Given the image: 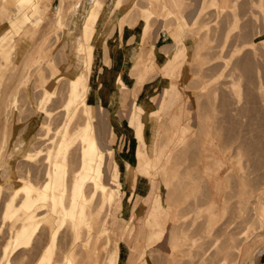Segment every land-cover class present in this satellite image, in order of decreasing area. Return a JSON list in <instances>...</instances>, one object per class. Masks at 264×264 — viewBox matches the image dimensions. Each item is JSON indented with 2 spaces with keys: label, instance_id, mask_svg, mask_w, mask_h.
<instances>
[{
  "label": "rangeland",
  "instance_id": "1",
  "mask_svg": "<svg viewBox=\"0 0 264 264\" xmlns=\"http://www.w3.org/2000/svg\"><path fill=\"white\" fill-rule=\"evenodd\" d=\"M66 1H72L73 4L70 5L66 3ZM102 1L103 0H61L58 11L56 10L57 4L49 6L48 9L42 13V17L40 16L41 18L35 23L31 21L26 26L19 28L13 27L12 29L8 28L7 22L0 25V34L6 32L4 35L5 38L0 43V70L2 69L0 71V74L2 75L0 80V145H4L3 147H6V154L2 157V163L5 165H8L11 161V157H9L10 155L8 152L12 153L14 149L20 145V139L28 133L32 136V143L29 146V149L31 147L32 148L30 150L34 149L33 143H35L36 140V148L42 144V136L46 137V139L50 136L53 137V139L60 138V133L57 132L56 128L58 129V127L63 124L61 121H63L64 113L66 112L65 105L67 103L65 102L68 94L67 82L70 80V74H68L70 69V64H68V55H74L78 43L76 40L79 39L76 32L73 34L67 33L72 28L75 31L81 29L83 42L85 44L86 42L91 43V41H88L84 37V26L80 25V23H83V20L75 22L72 19L76 13L84 16L87 12L83 19L86 18L89 11L96 9L98 4L104 7ZM134 1L135 0H128L129 4L124 5L122 8V11L125 12L124 15H121L120 20H117L121 22L126 18L127 35L125 37L123 35L121 36L122 45L124 44L127 46L130 44L138 50L137 61L131 68V73L139 76L142 72L140 60L144 59L148 49L149 51L146 60H155L157 56V49H160L167 58V63L164 66H175L177 63L179 66H182V64L184 65V63L187 62V75L185 74V69L183 68L178 69L179 76L176 74L172 75L173 78L176 76V78L173 79V81L176 80V85L169 84V80L164 78L168 77L169 73V69L164 66H159L160 69H155L152 71V74L150 73L147 77L153 78L160 71L164 78L161 83L164 85H170L168 94L174 92L179 93L181 91H187L189 93L193 105V126L191 127L187 141L182 143L186 144L178 151L176 150V145L181 143L176 144L175 142L180 141L182 138H175L173 142H170L169 139L172 136L173 129L167 126L165 132L162 130L161 134L164 133V139L161 154L159 156L156 152L158 150L157 148H147L148 143L146 140L150 138V141H152L151 138H153L154 134H145L144 138H140L139 134L136 133L139 139V143L135 145V150L138 156L131 160L127 158L128 160L126 161L127 163L132 162L133 165L137 166V161L141 159L145 169L138 170V173L135 170V166H131L129 174L126 178V187L129 191L133 192V195L129 200L128 207L123 213H119L120 210L116 206L117 204L115 201L112 202L113 204L115 203V207L112 206V203H109V206L113 207L110 222L111 232L116 239V242H119L122 245L124 242L125 244L127 243L125 251L123 252L122 262L125 264H140V258L143 252H145L147 258L151 256V264H202L205 261L204 258L207 259L206 256L209 259V255H211L210 259L212 262L209 260L208 263V260H206L203 264H264V0H185L186 4L184 3L183 6L178 4L179 7H182V11L178 10V13H174L172 11L173 13H169L167 15L163 12L165 15L163 16L165 21L159 20V17L162 16V11L155 5L156 10L158 9L156 12L157 14L160 12V15L149 11L147 13V18L149 19L148 27L140 30L137 29V25L141 19L144 18L145 14L144 9H141V7L151 6L152 0H138L136 4ZM189 2H191V4ZM35 3L36 5H38V3L41 5V0H35ZM162 3L163 0H158V4ZM192 6L194 11L193 20L190 15V19H187V23L185 19L187 16V10H190ZM59 17H62V20L64 21L62 24H57V19ZM102 22L104 23V20ZM75 23L78 24L76 27L73 26ZM117 23L115 22L113 28L116 27V29L122 34V31L124 30L121 31V28L118 27ZM161 26L162 30L166 31L165 35H163L166 39L163 41L169 42L171 45L170 47H175L169 53L164 50L166 48H157L158 41L155 44V47L149 46L152 45L150 44L152 32H157ZM43 27L47 29L49 28V31H51L49 35V44L51 48L49 52V59L38 66L32 67L29 65L28 67V65L26 66V63H28L30 59V54H32V51L42 41L40 35L41 32L39 30ZM59 31H62L61 37L59 36ZM94 31L96 33H100L101 27L98 28V26H95ZM51 34L56 36H51ZM187 36H191L190 40H192L193 43V51L188 54V58L186 55ZM93 39H95L94 42H92L94 45L95 55L91 64L92 73L89 74V81L92 78L95 79L96 74L100 70L102 58L105 53V51L101 52V50L103 48L104 50L107 48L106 45H98L99 38L96 39V37H94ZM23 41L25 42V46L22 44ZM144 42L147 45L146 48H144ZM21 49H23V52L20 51ZM175 51L178 52L179 56L177 57V61L174 62L171 58V54ZM144 52L145 54L142 56L141 54ZM4 53L6 54L3 55ZM64 54H67V57H65ZM56 58L61 60L58 61ZM65 60L67 61L65 62ZM30 63L32 64L31 61ZM215 66L218 67L216 68L217 70L215 69ZM64 69L68 72L64 73L62 76L66 77L65 79L63 78V80L58 81L57 88H59V91L57 90V92L59 95L58 93L54 94L55 97H53L52 102L50 101L48 103L51 107H49L48 104L46 105L47 108L49 107L53 109V119L50 120L52 123L50 125L43 124V121H49L46 112L41 114L37 110V105L40 102L42 95L43 83L51 76L53 71H61ZM248 71H252L254 74ZM95 86L96 83L92 87ZM222 86H225V88ZM143 87L144 84L141 85L138 92V100L139 93L142 92ZM120 91H122V89ZM124 94L125 96H128L126 101L125 99H122L121 102L123 103L118 102L119 108H117V116L126 120L129 111L131 113L136 112L135 121H129L128 119L129 125L135 127L138 122L141 121V113L136 108L137 101H133V106L135 108L132 106L131 109H129L130 107L127 103L130 93L127 90ZM222 95L225 97H222ZM125 96L123 98H125ZM11 97H13V99ZM220 98L223 99L221 100ZM12 101L15 102L12 103ZM220 103H223L224 105L222 104V106ZM12 104H14V106ZM232 112L234 114H232ZM100 114L99 118L102 122L105 116L102 113ZM113 121L115 134H111L112 138L110 143L113 148L114 157L119 163L121 177L124 179L122 174L123 167L125 166L120 163L121 157L118 156L117 150L122 149V147L118 144L123 147L127 145L128 137L123 134L121 135V133L125 132L123 123H121L120 120L117 122L116 120ZM150 121L153 122V119H150ZM118 122L120 123V126L117 125ZM179 123H177V125H179ZM31 124H34L35 127L30 131ZM57 125L59 126L57 127ZM207 125H209V127H207ZM228 125L232 128L233 126L235 127L231 129ZM223 126H226V129H231L230 132L229 130H226L225 132L221 131ZM201 127L205 133L199 135ZM210 127L212 131L209 130ZM177 128L180 132V128L178 126ZM214 131L216 132V135ZM228 132L230 136L232 135V137L229 136ZM204 135L205 140L204 143H202ZM160 136L163 138L162 135ZM194 137L195 142H192ZM38 138L40 140H38ZM18 139V143L15 142ZM50 139L48 140L50 141ZM48 140H45L47 145L49 142ZM38 141H40L39 144ZM144 141L146 148H144ZM173 143H175V145L172 148H169L173 145ZM244 144L246 145L245 149ZM239 145L241 148H239ZM116 146L117 148H115ZM46 148L47 146L44 147V149ZM201 148L204 152L202 153V157L200 156ZM246 148L249 151H247ZM175 150L177 151L176 153H174ZM45 152H47V150H44V155L46 156ZM171 155L173 156L170 157ZM176 155H179L180 159L183 157L186 159L179 160L180 163L178 162L177 164V162H174L173 160ZM260 155L262 158H259ZM255 156H259L258 159L260 160L258 161ZM7 159L8 161H6ZM22 159L24 158L20 157L17 159L19 165ZM25 162L27 161H21V165H24ZM31 162L35 164L34 161H28L27 163ZM189 162L191 165H189ZM148 163H151L150 167L146 165ZM242 163H244V165ZM35 166H37V164H35ZM39 166L36 167L37 169L33 167V171L37 172ZM184 168L188 169L182 173V169ZM166 170L170 180L171 196L167 197V195L165 201L163 202V195L166 194V186L163 183L162 173ZM250 170H253V172ZM68 171H65L67 180L70 178L68 176H71V173ZM143 175L150 178L146 180ZM237 176L240 177L238 178ZM193 177L194 179H192ZM195 177L197 179H195ZM199 177H203V180L201 178L199 179ZM244 177L248 179V182H246ZM240 178H244L245 183H243V180ZM250 178L252 179L250 180ZM209 179L212 184H215V188L209 185ZM159 181L160 184L158 183ZM240 184L243 185L240 186ZM248 184L249 186H247ZM252 185H254V188ZM237 187L240 188L238 189ZM245 187L247 192L244 190ZM1 188L2 183L0 181V189ZM146 188L149 190L147 192V196L140 197L139 194L144 191L141 189ZM160 188L162 189V196L158 194L159 199L154 201L152 204L154 195ZM249 188L251 189L250 191ZM243 190L244 192L242 193ZM2 193H5V191L3 192L0 190V240L4 242L2 243L0 241V260L2 257V247L6 243L5 238L8 240L12 233L9 231L15 223L14 219L2 216L4 210L3 204L6 200V196H4L6 193ZM231 194H233V196ZM179 195L182 196L177 198ZM141 198L145 201V207L149 206V209L152 207V209L156 208L158 210V212L155 213V216H160L163 212H168V216H166V220L162 224L163 229L153 240L149 238L152 231V226L148 222L149 209L146 214L142 213L144 207L140 212H137L138 206L142 202L140 201ZM249 201L251 203H249ZM191 203H194V205L203 204L207 205V207L198 208L196 212L186 213L183 214V216H180L181 214H175L176 217L173 216V205L179 206L180 204L188 205ZM165 204H168L169 207H166ZM109 206L107 205L106 208ZM142 215L144 216L141 217ZM52 219L53 217H51V220L48 223L45 222V225L41 227V232H38L37 234L41 239L36 236L34 238L36 240H34V243L32 244L33 246L31 245V249H29L30 246H28L26 250L23 248L24 251L21 248L20 250H22V252L19 249L14 252V257L12 258L11 256V260L15 262L14 264H35V261L37 260L44 244H46V241L48 242L47 238L50 236V231L54 226ZM140 219L143 221L142 223L140 222ZM181 220L189 223L194 227V229H191L190 227L185 228L184 225L181 226ZM170 221L173 222L170 224H173V227L168 229L167 225ZM199 223H201V225ZM6 224L9 227L8 231L6 230L8 227L5 228ZM145 229L148 234L146 237H143ZM215 231L217 233L216 236L214 235L216 234ZM2 232H6L7 234H2ZM168 232L170 233V236L167 242V248L166 245L164 246L162 243L164 235ZM70 233L71 232H69V230L68 232L65 231L64 233H61V238L58 239L60 241L58 242V245H60L59 249H65V247L70 245ZM107 236L108 233L105 232L101 239H106ZM221 236H223V238ZM62 237L64 239L67 238L66 241L63 240ZM61 239L63 241H61ZM210 239L211 241L209 242ZM64 241L67 242V244L64 245ZM205 241H207V244H205ZM35 243L36 245H34ZM80 244L84 245L82 241L79 245ZM103 244L104 245L99 251L95 250L96 243L89 247L82 246V248H85L82 249L83 256L79 261V264H104L105 254L108 249V242ZM214 244L217 245L214 247ZM80 247L78 248L80 249ZM207 247H210L211 252L204 254L203 257L202 255L204 253V249ZM222 247L226 249H222ZM225 250L226 252H224ZM216 252L218 254L214 255ZM229 252H231L232 255L228 254ZM33 255H35L34 258ZM201 258L204 261L200 260Z\"/></svg>",
  "mask_w": 264,
  "mask_h": 264
},
{
  "label": "bare ground",
  "instance_id": "2",
  "mask_svg": "<svg viewBox=\"0 0 264 264\" xmlns=\"http://www.w3.org/2000/svg\"><path fill=\"white\" fill-rule=\"evenodd\" d=\"M151 4L152 5L149 7H141V9H144L145 14H144V18H142L141 21L137 25L138 30L145 28V27L146 28L148 27L149 19L147 18V13L149 11L157 14L156 11L158 9L156 10L155 5L158 6L160 8V10L162 11V14H161L162 16H160L159 19H162L165 21L163 16H165L169 13H173L166 6V3L164 0H163L162 4H158V0H152ZM119 5H120V0H116L115 1V7H119ZM13 8L15 10L14 15L9 17L7 20V23H8L7 26L9 29H12L13 27L19 28L22 26H26L31 21L33 23H35L36 21H38L42 17V13L45 12V8L43 6H41L39 3H38V5H36L35 0H16V4ZM103 8L104 7H102V5L98 4L96 9H93L90 12L88 20L86 21V23H84L85 28H89L90 24L95 19L97 20V22H96L97 24H95V26L96 27L98 26V28L102 27V23H103L102 21L104 19V15H105L104 12L102 13ZM184 9H186V8H184ZM163 12L165 15L163 14ZM157 15H160V12ZM185 19L187 21L186 17H185ZM63 22L64 21L62 20V17H59L57 19V24H62ZM98 22H99V24H98ZM117 22L116 23L118 24V27L121 28V31L124 30V31H122V34L126 35V32H127V30H126L127 29L126 18L124 21H121V22L117 21ZM187 23H188V21H187ZM164 25H165V23H164ZM162 26H163V23H162ZM9 29H7V30H9ZM192 31H193V28H192ZM74 32H76L79 39L76 40V42H78V43H77L74 55L73 54L68 55V64H70V66H69L70 69H69L68 74H70V77H69L70 80L67 82L68 83V94H67V98H66V102H65V103H67L65 105L66 112L64 113L63 121H61L62 118L60 119V121L63 124L62 125L60 124L61 125L60 127H58L59 125H57L58 129L56 128L57 132L60 133V136H59L60 138L59 139L58 138L53 139V137L50 136L48 139H50V138H52V139H50V141H49L48 139H46V137L42 136V140H41L42 144H40L39 147L36 148L35 147L36 146L35 144L37 141L36 140L35 143H33L34 145L32 144L34 149L30 150L32 148L31 147L29 149V146L32 143V136L28 133L27 135H25L24 137H22L20 139V141H21L20 145L18 147H16L12 153L8 152V154L10 155L9 157H11V161L8 165H5L4 163H2V160H3L2 157L6 154V147H3L4 145H0V162H1V164H0V181L2 183V188L0 190L3 192L5 191V193H6V194L2 193V194H5L4 196H6V198H5L6 200L4 201V204H3L4 210H3L2 216L15 220V223L13 225L10 224V225H12V229L9 232H12V233L9 236V238L6 235L7 234L6 232L9 230V227L7 226L9 221L7 222L6 226L4 225L5 228L8 227V229H6L7 230L6 232H2V234L6 233L5 235L8 238V240L4 237L6 240V243L2 247L3 250H2V257L0 260L1 261L0 264H14L15 262H13L11 260V256H12V258L14 257L15 251H17L18 249L20 250L21 248L24 251L23 248H25V250H26L28 246H30L29 249H31V245L34 243V240H36L34 238L36 236L38 237L37 234H38V232H41L40 231V229H42L41 227L43 225H45V222L48 223L51 220V217H53L52 220H53L54 226L50 231V236L47 238L48 242L46 241V244H44L37 260L35 261V264H79L80 263L79 261L81 260V258L83 256L82 249L85 248V247L82 248V246L89 247L92 244L96 243L95 250L99 251L100 248L104 245L103 243H105V242H108V249H107L106 254H105L106 256H105L104 264H125L124 262H122V259H123V252L125 251L126 247H125V245H122L119 242H116V239L114 238V236L111 232L110 222H111V217H112V212H113L112 206H114V204L116 203L117 204L116 206L120 210L119 213H123L124 210L129 205V200L131 199L133 192H131L127 189L126 183H124V179H122V177H121L119 163H118L117 159L114 157L113 148L109 147V145H108V143L110 144L112 137H111V135L110 136L107 135L105 130H103V128H102V126H105V124L103 125L101 123V119L99 118V116L101 114L99 113V111L103 110V113H105L104 111H106V110L104 109L103 105H99V107H96L94 102L92 101V97L95 96L97 93L101 92L103 94V97H102L103 102L105 104H107V103L110 104L111 100L113 98H115V96L117 95V92H118L117 84L119 83V84H121V88H122V91L120 94L121 100L125 99V101H126V98L128 95L125 96L124 92H126L128 90V92L130 93L129 89H131L132 94L137 95L140 88H141V85L143 84L142 83L143 78L139 77L140 74L136 78L130 77L129 72L127 71L128 68L131 67L133 65V63L135 62V57H136L135 48H133L131 46L124 47L122 45V42L120 43L122 45L121 48L117 47V46L112 47V45H114V44H111V42H110L109 46H108V43H106L107 48H105V53H104L103 58H102L101 68L98 71L97 77L95 80L96 86L92 87V85H90V81L88 78V72L86 71V67H87V64L92 61V57L94 55V52H93L94 49L92 46L86 45L83 42V36L81 35V29L75 31L72 28L68 31L67 34H70V33L73 34ZM163 32H164L163 34L165 35L166 31H163ZM5 33L0 34V43L5 38L4 37ZM152 34H153V32H152ZM163 34L161 37H158L157 47H159L163 43V40L166 39V38H164ZM106 41H109V40L106 39ZM106 41H104V42H106ZM146 46L147 45L144 42V48H146ZM108 47L111 48L110 52L108 51ZM164 50L168 53L170 52V49L166 48ZM20 51L23 52V49H21ZM63 51H64V49H63ZM57 53H56V55H57ZM5 54L6 53H4L3 55H5ZM144 54H145V52L142 53L141 55L143 56ZM66 55H65V57H67ZM178 56H179V54L176 51L171 54V58L173 59L174 62L177 61ZM56 59L58 60V58H56ZM146 59H147V57L144 58L143 61ZM162 59L165 61L166 56L163 55ZM60 60H58V61H60ZM112 60L114 61V64H115V66L113 68L110 67ZM159 60L161 61V59H159ZM246 60H248V59H246ZM66 61L67 60H65V62ZM247 62H246V64H247ZM27 65L29 67L28 63H26V66ZM237 65H239V64H237ZM216 68H218V67L215 66V69ZM65 69L61 70V71H53L51 76L48 77V79L43 83L41 99L37 105L38 106L37 110L39 111V113L42 114L43 112L44 113L46 112V115H48L49 121H45V122L43 121V124L50 125L52 123L50 120L53 119L52 118L53 117V112H52L53 109L49 108L51 106H49L48 103L50 101L52 102L53 97H55L54 94L58 93L57 92V90L59 89V88H57L58 81L59 80L61 81V80H63V78L64 79L66 78V77H62L64 75V73L68 72ZM213 69H214V67H213ZM237 69H238V67H237ZM208 70H211V69H208ZM243 70H244V68H243ZM253 70H255V69H253ZM248 72H250V71H248ZM71 76H72V78H71ZM1 77H2V75L0 74V80H1ZM74 77H76V78H74ZM65 88H66V86H65ZM223 88H225V86ZM119 90H121V89L119 88ZM220 91H221V89H220ZM209 93H211V92H209ZM222 94H224V93H222ZM58 95H59V93H58ZM124 96H125V98H123ZM16 97H18V96H16ZM222 97H225V96L222 95ZM11 98L13 99V97H11ZM211 99H212V97H211ZM262 99H263V97H262ZM106 100H108V101H106ZM232 101H233V99H232ZM13 102H15V101H12V103ZM225 102H227V101H225ZM121 103H123V102H121ZM47 104L49 106L48 108L46 107ZM213 104H214V102H213ZM12 105L14 106V104H12ZM225 105H226V103H225ZM132 106H133V103H132ZM210 107H212V106H210ZM230 109H231V107H230ZM64 110H65V108H64ZM232 114H234V113L232 112ZM111 120L113 123V128L111 127L112 128L111 134H115L114 121L113 120H116V122L119 120L115 113H113V115H111ZM19 121H20V119H19ZM55 121H56V119H55ZM180 121H181V114H178L172 120V124L176 128H173L172 136L169 139L170 142H173L175 138L180 139L181 136H183V134H184V133L182 134V132H179L178 128L176 126V124L179 123ZM209 123H211V122H209ZM74 124H75V126H74ZM117 125L119 126V122L117 123ZM215 125H216V123H215ZM228 126H230V125H228ZM34 127H35V125L31 124L30 131L33 130ZM207 127H209V125H207ZM224 127L226 128V126H223V128ZM234 127L235 126H233V128ZM233 128L231 127V129H233ZM53 129H54V126H53ZM231 129H226V130L227 131L229 130V132H230ZM209 130H211V127ZM229 132H228V134H229ZM19 133L21 134L20 131H19ZM199 133H200L199 135L205 133V132H203L202 127L199 130ZM214 133L216 135L215 131H214ZM220 133H218V134H220ZM50 135H51V133H50ZM229 136H230V134H229ZM230 137H232V135ZM18 138H19V134H18ZM227 139H228V137H227ZM38 140H40V139L38 138ZM45 140L49 141L48 142V145L50 143L49 147L46 144ZM55 140H56V143H55ZM204 140H205V135H204V138L202 139V143H204ZM18 141H19V139L15 142L18 143ZM39 142L40 141H38V144H39ZM192 142H195V137H194V140ZM251 142H252V140H251ZM17 143H15V144H17ZM245 144H244V149L246 146ZM43 146L44 147L47 146V148L44 149ZM254 147H255V145H254ZM239 148H241L240 145H239ZM260 149H261V147H260ZM44 150L45 151L47 150V152H45L46 156L44 155ZM247 151H249V150L247 149ZM241 152H242V150H241ZM200 153H201L200 156L202 157V153H204L202 148L200 150ZM261 155H263V154H261ZM261 155H260V157L259 156L258 157L262 158ZM242 156H243V154H242ZM20 157L24 158L21 161H24V160H26L27 162L28 161L29 162L34 161L35 164H37V166H39V164H40V166H41V167L39 166L40 169L38 167V171H37L36 170L37 166H35V164H33L32 162L31 163L25 162L27 164L24 163V165H21L22 163L20 161V165H19V162L17 161V159H19ZM258 157H256V159H258ZM246 159H248V158H246ZM251 159H254V158H251ZM173 160H174V162H177V164H178V162L180 160L179 155H176L173 158ZM259 160L260 159H258V161ZM6 161H8V159ZM242 164L244 165V163H242ZM189 165H191L190 162H189ZM32 166L34 168H36L35 170L37 172L33 171L34 169ZM131 166H134V165L130 162H128L125 165V168H128L127 169L128 174H129ZM148 166H151V163H149ZM135 170L138 172L137 169H135ZM65 171H68L69 173H71V176H68V177H70L68 180L66 178ZM251 172H253V170ZM190 174H191V172H190ZM201 175H202V173H201ZM255 175H256V172H255ZM191 177H192V175H191ZM144 178L147 180L150 177L144 176ZM200 178L202 179L203 177H199V179ZM244 178L243 179L240 178L243 180V183H245ZM162 179H163V183L166 186V194H168L167 197H170L171 196V193H170L171 188H170V180H169V175L167 173V170L163 171ZM192 179H194V177ZM195 179H197V178L195 177ZM245 179H246V182H248L247 181L248 179L247 178H245ZM251 179L252 178H250V180ZM5 180H7V181H5ZM204 181H205V179H204ZM253 181H255V180H253ZM206 182H207V180H206ZM234 183H236V182H234ZM249 184L247 186H249ZM242 185L240 184V186H242ZM168 186H169V188H168ZM245 186H246V184H245ZM252 186L254 188V185H252ZM123 189L125 190L126 196H123V194H124ZM245 189H246V187L244 188V190ZM244 190L242 191V193L244 192ZM250 190L251 189L249 188V191ZM245 191L247 192V190H245ZM238 192H240V191H238ZM158 194H160V196H162V189L161 188L158 191H156L152 204L154 203V201L159 199ZM233 194H231V195L233 196ZM227 197H230V196H227ZM114 201H115V203L113 204L112 202H114ZM109 203H112L113 205L109 206L110 205ZM157 203H158V201H157ZM249 203H251V202L249 201ZM263 204H261V205H263ZM107 205L109 206L108 208H106ZM246 205H248V204H246ZM144 206H145V201L143 200L140 203V205L138 206L137 212H140ZM157 212H158V210L156 208L152 209V207H150L149 215H148V222L152 226V231H151V234L149 236V238L151 240H153L156 236H158L160 234L161 230L163 229L162 224L166 220V216H168L167 215L168 212L167 213L163 212L162 215L155 216V213H157ZM261 214H263V213H261ZM263 216H264V214H263ZM131 220H132V218H131ZM199 224L201 225V223H199ZM68 230H69V232H71L70 233L71 235H69V236H71L70 237L71 242L69 240L70 245L68 244L69 245L68 247H65V249L63 248L61 250V248L59 249L60 245H58V242H60V241L58 239L61 238L60 237L61 233H64L65 231L68 232ZM105 232L108 233L107 238L101 239V237L105 234ZM215 233H216V231H215ZM2 234H1V236H2ZM67 234H69V233H67ZM39 235H40V233H39ZM212 235H213V232H212ZM214 235L216 236L217 233ZM65 236H66V234H65ZM63 237H64V235H63ZM221 237L223 238V236H221ZM38 238H40V237H38ZM66 239L67 238H65V239L63 238V240H65V241H66ZM63 240L61 239V241H63ZM224 240H226V239H224ZM81 241L83 242L84 245H82V244L79 245V243ZM210 241H211V239L209 240V242ZM1 242L4 243L3 241H1ZM206 242L207 241H205V244H207ZM65 244H67V242H65L64 245ZM34 245H36V243ZM208 245H210V244H208ZM215 245H217V244H214V247H215ZM219 245H220V243H219ZM34 247H37V246H34ZM62 247H63V245H62ZM78 247H80V249ZM40 248H41V245H40ZM222 249H226V248L222 247ZM227 249H228V247H227ZM22 250H20V251L22 252ZM129 251H130V249H129ZM209 252H211L210 247L209 248L207 247L206 249H204V253L202 256L204 257V254H208ZM217 252L214 255H217L218 254ZM224 252H226V250ZM0 254H1V252H0ZM32 254H34V253H32ZM35 254H37V253H35ZM228 254L232 255L231 252H229ZM34 256L35 255H33V258H34ZM29 257H31V256H29ZM210 257H211V255H209V259H208V257L206 256L207 259L204 258V260L205 261L208 260V263H209V260H211ZM224 257H225V255H224ZM200 260H203V259L201 258ZM231 260H230V262H231ZM151 262L146 257L145 252H143V254L140 258V264H151ZM211 262H212V260H211ZM215 262H216V260H215ZM218 264H220V263H218Z\"/></svg>",
  "mask_w": 264,
  "mask_h": 264
},
{
  "label": "crops",
  "instance_id": "3",
  "mask_svg": "<svg viewBox=\"0 0 264 264\" xmlns=\"http://www.w3.org/2000/svg\"><path fill=\"white\" fill-rule=\"evenodd\" d=\"M60 1L61 0H41V6H43L45 8V11H46L49 6H51V5L53 6V5L57 4L56 10L58 11L60 8ZM115 1L116 0H103L102 1V3L104 4V8L102 10V13L103 12L105 13V18L103 19L104 23L101 27L100 33H98V32L96 33L94 31V25L97 22L96 19L90 24L89 28H85L84 23H86V21L88 20V17H89L91 10L89 11L88 16L84 19H83V17L86 15L87 12L85 13L84 16H82L79 13H76L73 16L72 20L75 22L83 20L82 21L83 23L82 24L80 23V25L84 26V31H85L84 37L88 41H91V43L86 42V44L92 46L93 49H94V45L92 42H94V40H95V39H93L94 37H96V39L99 38V43H98L99 46L100 45H102V46L106 45V43H108V46H109V44L111 42V44H114V45H112V47H115V46L120 47V48L122 47V45L120 44L121 43V36L122 35L126 36L127 34L126 35L121 34L116 29V27L113 28V26H114L115 22H117V20H120V18H121L120 16L124 15L125 12L122 11V8L124 5L129 4V2H128V0H125V1L120 0L119 7H115ZM137 2H138V0L134 1L135 4ZM66 3H68L70 5L73 4L72 1H66ZM93 3H94V1H93ZM165 3H166V6L171 11H173L174 13H178V10L182 11V9H181L182 7H179L178 4H180L181 6H183L184 3L186 4L185 0H165ZM189 3L191 4V2H189ZM15 4H16V0H0V25L6 23L8 18L14 15L15 10L13 7L15 6ZM193 14H194V11H193V6H192L190 10H187V16L186 15L185 16L187 19L188 18L190 19V15H191L192 20H193ZM188 15H189V17H188ZM159 20H162V19H159ZM110 22H111V24H110ZM77 25L78 24L75 23L73 26L76 27ZM39 31L41 32L40 35H41L42 41L32 51V54H30V59L28 61V64L32 67H35V66L40 65L41 63H44L47 59H49V56H50L49 52H50L51 48H50V44H49V39H50L49 35H50L51 31H49V28L47 29L44 27ZM163 33L164 32L162 30V26L159 28V30L157 32H153L151 42H150V44H152V45H149V46L155 47V44L157 43L158 37H161ZM52 35H54V34H51V36ZM54 36H56V35H54ZM59 36L60 37L62 36V31H59ZM190 38H191V36L186 37V45H187L186 55H187V58H188V54H190L193 51V43H192V40H190ZM106 39H108L109 41H106ZM104 41H106V42H104ZM22 44H23V46H25L24 41L22 42ZM123 46L124 47H127V46L133 47V45H130V44L127 46H125L123 44ZM170 46L171 45L169 42L163 41V43L159 47L167 48V49H170V51H172L175 47H170ZM159 47H157V48H159ZM104 51L105 50L103 48L101 50V52H104ZM108 51L109 52L111 51L110 47H108ZM135 51H136V57H135V62L133 63V65L137 61L138 50L135 49ZM148 51H149V49H148ZM148 51H147V54L144 58H146L148 56ZM93 52L95 55V51H93ZM94 55L92 57V61L89 62L87 64V67H86V71L88 72V77H89V74L92 73L91 64L94 60ZM163 55H164L163 52L160 49H157V56H156L155 60H153V61L140 60L142 72L140 73L139 77L143 78L142 83L144 84V87H143L142 92L139 93V100L137 98L138 94L137 95L132 94V90L129 89L130 90V94H129L130 97L128 98L127 104L130 107L129 109H131L133 101H135V102L137 101L136 108L141 113V121L142 122L141 121L138 122V124L135 127L129 125L128 119H129V121H135L136 120V112L131 113L129 111L128 117L126 118V120L121 118L120 116L119 117L117 116L118 119L121 121V123H123V127L125 128V132L121 133V135L123 134V135H126L128 137L127 145L125 147L118 144L120 147H122L121 150H117V154H118V156L121 157L120 163L123 166H125V164H127L126 160H128V159L131 160V159H134L138 156L137 152L135 150V148H136L135 145L139 143V139H138L136 133L139 134L140 138H144L145 134H149V133L154 134L153 138H151L152 141H150V138H148L149 140L148 139L146 140V142L148 143L147 148H151V149L157 148L158 150L156 152H157V155L159 156L161 154V148H162L163 139H164V133L161 134V131L163 130L165 132V129L167 126L170 127L171 129L176 128L172 124V120L175 118V116H177L178 114H181V121H180L179 125L176 124V126H178L180 128V132H182V134L184 133L183 136H181L182 139L178 142L177 141L175 142L176 144L181 143V144L176 145L177 151L186 144V143H184V144H182V143L187 141L189 133L191 131V127L193 126V120H192L193 119V105H192V99L190 98L189 93L187 91H185V92L181 91L179 93L174 92V93L168 94L170 85H167V84L164 85L161 83V81L164 78H166L167 80H169V84H175L176 85L177 84L176 80L173 81V79H175L176 76L173 78L172 75L176 74L177 76H179L178 69H182V68L185 69V74L187 75V73H188V68L186 66L187 62H185L184 65L182 64V66H179L178 63L175 66H173V65L171 66L170 63H169L170 66H164L167 63V60L164 61L162 59ZM159 59H161V61ZM30 61L32 62V64L30 63ZM133 65L131 67H129L127 71L129 72L130 77L136 78L137 75L131 73V68L133 67ZM114 66H115V64H114V61L112 60L110 67L113 68ZM159 66H164L165 68L167 67L169 69L168 77L163 78L162 73L159 71V73L156 76H154L153 78H148L147 76L150 75V73L152 74V71H154L155 69H160ZM96 77H97V74H96ZM96 77H95V79L94 78L90 79V83L92 86L96 83L95 82ZM117 88H118L117 95L115 96V98H113L111 100L110 104H108V103L105 104L103 102V100H102L103 94L101 92L97 93L95 96L92 97V101L94 102L96 107H99V105H103L104 109L106 110V111H104L105 113H103V110H100L99 113H102L105 116L104 120H102L101 123L103 125L105 124V126H102V128H103V130H105L106 134L109 136L111 135L112 128H113L111 115H113V113H115L117 115V111H118L117 108H119L118 102L121 103V101H122L121 95H120L121 91L119 90V88L122 89L121 84L118 83ZM106 101H108V100H106ZM159 114H160V118H159ZM150 119H153V122L150 121ZM119 126H120V123H119ZM123 131H124V129H123ZM221 131L225 132L226 128L224 127L223 129H221ZM160 135H162L163 138H161ZM175 143H173V145H171L169 148H172L175 145ZM144 144H145V141H144ZM108 145H109V147H111V143L110 144L108 143ZM117 146L115 148H117ZM144 148H146V144H145ZM176 150L174 151V153L177 152ZM173 155H171L170 157H172ZM184 159H186V158L183 157L180 160H184ZM137 162H138V165L137 166L134 165L135 169H137V170L143 169L144 170L145 167L143 166V161L141 159H139V161H137ZM148 164H146V165L148 166ZM148 167H150V166H148ZM127 169L128 168L123 167L122 176L124 178V183H126V178H127V174H128ZM186 169L187 168L182 169V173L185 172ZM138 173H139V171H138ZM158 183L160 184V181ZM209 185L211 187L215 188V184L214 183L212 184L210 179H209ZM141 190H144V191L139 194L140 197L147 196V192L149 190L147 188L141 189ZM123 191H122L124 193L123 196H126L124 189H123ZM167 195L168 194L163 195L164 196L163 202L165 201ZM182 195L177 196V198H180V196H182ZM140 201H143L142 198L140 199ZM188 205H184V204L183 205L180 204L179 206L173 205L172 206L173 216L176 217L175 214H181L180 216H183V214H186V213L196 212L198 208L207 207V205H203V204L202 205H198V204L194 205V203H191ZM165 206L169 207L168 204H165ZM148 209H149V206H146V207L144 206V210L142 213L146 214ZM144 215H142L141 217H143ZM141 219H140V222L142 223L143 221ZM171 222L172 221H170L167 225L168 229H171L173 227V224L170 225ZM180 222H181V226L184 225L185 228L190 227L191 229L192 228L194 229V227L191 226L189 223L184 222L182 220ZM147 234H148V232L145 229L143 237H146ZM169 236H170L169 232L164 235V239H163L162 244L164 246L166 245V247L168 246L167 242H168ZM126 244H125V242L123 243V245H125V246H126ZM150 257L148 258L149 261H151Z\"/></svg>",
  "mask_w": 264,
  "mask_h": 264
}]
</instances>
